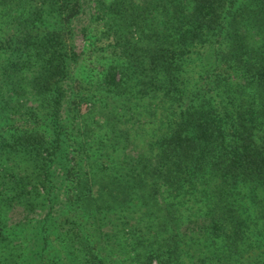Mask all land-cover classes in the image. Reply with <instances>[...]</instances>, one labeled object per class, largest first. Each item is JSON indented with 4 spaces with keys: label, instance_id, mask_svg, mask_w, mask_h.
Instances as JSON below:
<instances>
[{
    "label": "trees",
    "instance_id": "obj_1",
    "mask_svg": "<svg viewBox=\"0 0 264 264\" xmlns=\"http://www.w3.org/2000/svg\"><path fill=\"white\" fill-rule=\"evenodd\" d=\"M80 1L0 0V264H264V0H88L67 125Z\"/></svg>",
    "mask_w": 264,
    "mask_h": 264
},
{
    "label": "rangeland",
    "instance_id": "obj_2",
    "mask_svg": "<svg viewBox=\"0 0 264 264\" xmlns=\"http://www.w3.org/2000/svg\"><path fill=\"white\" fill-rule=\"evenodd\" d=\"M81 2V6H83V10L86 12L84 14H81L82 17L80 20H77V23L75 24H70L69 27L74 26L73 30L70 34H64V36L70 40L71 38L74 37L75 42H77L76 48L77 49H82L84 48V50L86 51V54L84 55V57L80 60V63L77 65L76 69L74 71H72L71 74V81H68V91H67V97L66 100L61 108L60 114L62 117V120H64V122H66V124H69V121L72 120V113L74 111H78V108L81 107L83 108L85 106V104H82V102L79 100L80 94H82L84 92V89L80 88L78 83H77V79L79 78L78 76H87V72L90 74L91 71H89V67L92 65L91 64V60H92V56L94 55L93 53L90 52L88 43L89 40L83 41L82 37L79 35H76V31L79 30V27L81 25H83L84 23H88L87 19V13L89 11V3L91 1L88 0H82ZM75 35V36H74ZM104 63V59L103 58H99V59H95L93 62L94 65V70L99 68L102 64ZM77 108V109H74ZM40 124H42V121H40ZM21 216V213L19 211L14 212V218L16 219L18 217ZM155 264V262L153 263Z\"/></svg>",
    "mask_w": 264,
    "mask_h": 264
}]
</instances>
